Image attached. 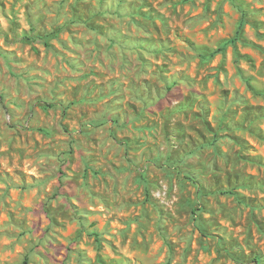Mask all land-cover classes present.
Here are the masks:
<instances>
[{"label":"clouds","instance_id":"obj_1","mask_svg":"<svg viewBox=\"0 0 264 264\" xmlns=\"http://www.w3.org/2000/svg\"><path fill=\"white\" fill-rule=\"evenodd\" d=\"M30 2L4 0L0 7V264H94L93 232L101 257L111 255L112 244L122 264L120 253L128 248L144 264H157L154 242L187 246L202 219L239 223L243 208L235 198L219 203L215 158L178 134L181 124L185 133L200 126L196 113L204 97L194 90L205 82L189 75L192 50L182 45L184 56L166 51L169 39L181 43L175 34L165 48L158 40L150 45L154 33L132 24L133 0H92L91 22L74 20V0H42L29 9V20L23 6ZM13 11L18 29H12ZM205 22L189 21L195 28ZM55 29L67 44L53 39L59 52L32 60L26 49L39 47L38 37ZM154 55L160 66L151 63ZM229 101L225 112L239 107L234 96ZM40 127L50 135L37 143ZM127 216L122 230L112 222Z\"/></svg>","mask_w":264,"mask_h":264},{"label":"rangeland","instance_id":"obj_2","mask_svg":"<svg viewBox=\"0 0 264 264\" xmlns=\"http://www.w3.org/2000/svg\"><path fill=\"white\" fill-rule=\"evenodd\" d=\"M41 2L32 0L23 6V12L29 20V9L38 8ZM52 2L55 3V0ZM66 2L62 0V3ZM0 7H6L4 0H0ZM44 7L50 5L45 4ZM71 8L76 21L91 22L94 19L92 0H74ZM129 8L133 12L132 24L142 28L145 33L149 30L154 33V37L149 40L150 45L156 44L158 40L160 47L165 48V39L175 34L181 43L176 44L169 39V47L165 50L173 56H184L182 45H186L195 54L189 75L205 82L204 89L194 90L204 97L196 113L200 126H192L185 133L184 125L181 124L178 134L181 137L187 135L192 141L202 144L215 158L212 179L219 191V203L226 204L229 198L234 197L236 205L243 208L239 223L231 221L225 225L222 220L213 218L207 224L202 219L199 232L187 246L167 241L164 245L154 242L152 250L161 256L157 264H164L165 261L172 264L178 255V264H264V0H142L139 4L133 0ZM233 8H237L238 12H234ZM197 18L206 21L199 28L189 23ZM242 19L245 23L240 40L211 58L210 52L235 38ZM209 20L210 23L207 22ZM117 22L118 18L113 24ZM11 23L12 29L22 26L15 11ZM60 31L55 29L51 33L41 34L38 37L42 41L40 46L26 49L33 54L32 60L47 59L48 50L58 53L56 45L50 43L53 39L61 47L67 44V41L61 40ZM0 34H3L2 29ZM67 34L72 36V30ZM98 35L103 38L102 34ZM24 42L29 44L31 40L25 36ZM74 42H77L76 39ZM79 42L85 43L83 40ZM22 59V55L17 56V60ZM138 59L146 61L147 57ZM151 63L160 66L162 60L154 55ZM205 65L210 72L200 71ZM233 96L240 102L239 107L223 111L222 106L228 104L229 98ZM237 116L241 118L240 121L235 119ZM36 131L41 137L37 143L50 135L47 128L40 127ZM99 174L92 173L94 176ZM144 197V203H149L147 192ZM134 207V204L129 205L130 212ZM205 210L206 206L200 208L199 212ZM139 214L145 218L149 215L146 211ZM128 219L130 216L121 217L119 221L113 217L112 222L119 223L122 230ZM95 224L93 222V228ZM211 229L217 231L213 233ZM92 235L96 236L97 246L91 257L94 264H122L116 257V245L110 244L108 251L111 255L101 257L99 236L95 232ZM124 238L127 240L129 237L125 234ZM205 239L206 243L203 242ZM120 255L125 264H144L141 254L130 248Z\"/></svg>","mask_w":264,"mask_h":264},{"label":"trees","instance_id":"obj_3","mask_svg":"<svg viewBox=\"0 0 264 264\" xmlns=\"http://www.w3.org/2000/svg\"><path fill=\"white\" fill-rule=\"evenodd\" d=\"M244 23H245V20L242 19V21L240 22V25L238 27V31L236 33V36L234 39H231L230 41L226 42L223 46H221L219 49L215 50V51H212L209 53V56L212 58L214 57L216 54L218 53H223L225 51V48L228 46V45H235L237 41L240 40V35H241V32H242V29H243V26H244Z\"/></svg>","mask_w":264,"mask_h":264}]
</instances>
